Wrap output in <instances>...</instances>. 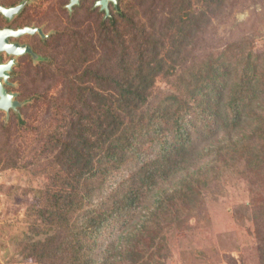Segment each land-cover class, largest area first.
<instances>
[{
	"label": "trees",
	"instance_id": "16d2710c",
	"mask_svg": "<svg viewBox=\"0 0 264 264\" xmlns=\"http://www.w3.org/2000/svg\"><path fill=\"white\" fill-rule=\"evenodd\" d=\"M85 1L68 13L75 27L60 30L67 66L50 79L47 70L31 71L35 83L21 85L31 99L19 108L25 118L14 111L0 119V169L51 178L29 183L31 215L41 222L30 227L48 235L31 245L43 253L27 257L95 264L99 237L111 229L109 261L154 263L151 248L166 227L207 190L223 195L228 178L245 179L264 201V42L257 50L250 23L242 24L248 34L220 44L211 17L225 0H116L107 16L93 9V25L77 20ZM59 75L63 86L52 97L48 80ZM158 77L174 89L153 94ZM31 125L38 147L14 146V130Z\"/></svg>",
	"mask_w": 264,
	"mask_h": 264
},
{
	"label": "rangeland",
	"instance_id": "374dc122",
	"mask_svg": "<svg viewBox=\"0 0 264 264\" xmlns=\"http://www.w3.org/2000/svg\"><path fill=\"white\" fill-rule=\"evenodd\" d=\"M17 1L20 3L22 0ZM31 1L33 5L29 8L32 12L30 15L26 14L30 20H48L47 17L51 16L53 18L51 25L59 27V29L72 26L73 23L70 21L72 19L68 17L69 12L64 7L68 0ZM95 2L96 0H86L85 10L81 9L84 12L79 15L77 20L85 22L92 20L90 21L92 25L94 20H99L97 15L92 13L94 8L101 11L98 6H95ZM124 2L132 3L133 0H124ZM194 2L196 0H191V3ZM87 17L90 19L85 20ZM250 23L255 24L258 28L252 40H254L256 49L261 50L264 42V0H225L219 12L211 17V24L216 30L221 45L224 39L230 37L233 32L238 35L248 34L250 28L246 29L242 24L247 27ZM72 27L75 25L73 24ZM83 29L84 26L80 25L75 28L81 34ZM252 32L250 35L253 34ZM82 36L77 37L81 38ZM63 37L67 38L66 35ZM55 49L53 48L52 54V60H54L50 64V66L53 64L54 68L52 67L53 70L51 67L45 69L49 79L55 71H58L59 64L66 65L60 51ZM34 77H36L35 74L30 71L19 74L17 79L19 85L12 90L21 92V85L34 82L32 79ZM29 78L30 80H28ZM48 81L54 84L50 95L57 96L63 86V79L59 75L58 78ZM173 89L164 78L158 77L153 94L159 90ZM28 102H31V99ZM24 114V111H20L18 121L25 118ZM9 116L7 118L5 112L0 110L1 120L7 123ZM54 122L46 115V125L50 126ZM40 123L41 121H34L32 125L35 127ZM32 125L27 132H23L21 128L14 130L11 137L14 146L38 147V143L34 141L37 132L32 129ZM30 153L31 151H28L26 157ZM23 158L26 159L24 155ZM24 173H26L25 170L0 169V188L2 185L9 187L11 191L10 194H7L0 190V264H48L37 262L27 256L42 254L43 252H34L31 245L34 241L44 239L45 235H48L47 233H35L30 227L31 223H41L31 215L29 205L37 201L31 185L40 186L42 183L50 181L51 178L44 175L32 178ZM225 186L226 190L223 195H216L214 191L211 193L207 190V195H204L205 198L196 209H189L176 226L166 227L165 239L155 243L154 246L158 245L151 248L156 262L149 264H264V201L260 197L258 198V193L251 189V185L245 179L240 177L228 178ZM111 232L110 229L105 235H101L103 238L99 237L100 241L94 250L97 260L95 264L119 263L114 259L108 260L107 244L114 235L110 234ZM164 244L165 248L159 253L157 248L163 247ZM157 253L159 257L156 256Z\"/></svg>",
	"mask_w": 264,
	"mask_h": 264
},
{
	"label": "flooded vegetation",
	"instance_id": "af4514ba",
	"mask_svg": "<svg viewBox=\"0 0 264 264\" xmlns=\"http://www.w3.org/2000/svg\"><path fill=\"white\" fill-rule=\"evenodd\" d=\"M31 2H32L31 0H26V3L21 9V11L17 15H15L12 19H6L1 15L4 18V21L2 22L0 29L2 28L18 29L29 26V27L39 28L41 30V32L36 30L34 33H24L17 37L9 38L11 42H17L20 45H27L31 50V52H26L14 56V64L10 71V77L8 78L9 83H5V87L7 91L15 92L16 93L15 99L21 104L17 107L18 114L20 113L19 108L24 106L28 102L27 100H24L21 97L20 91L12 90V88H17V86L19 85L17 81L19 74L25 73L26 71L31 72V71L45 70L54 60V59L52 60L53 48H56L55 50H59L60 54L63 55V49L65 44L63 34L60 33L61 29H59V27H55L51 25L52 24L51 21L53 19L51 16L47 17L48 20H30L29 18H27L26 14L29 13L30 15L32 12V10L29 8V6L33 5V3ZM68 3L69 0L65 3L64 7L69 12V14H72L73 8L77 5H74L72 7V10H69L67 8ZM17 4L18 1L13 4L3 5V6L10 7ZM12 57H13L12 55H8L6 52H1L0 62L2 63L8 62L10 59H12ZM52 67L54 68V66ZM13 112L14 110L10 109V115Z\"/></svg>",
	"mask_w": 264,
	"mask_h": 264
},
{
	"label": "water",
	"instance_id": "95a60500",
	"mask_svg": "<svg viewBox=\"0 0 264 264\" xmlns=\"http://www.w3.org/2000/svg\"><path fill=\"white\" fill-rule=\"evenodd\" d=\"M26 0H22L20 3L14 6H3L0 5V14L6 19H12L15 15H17L23 6L25 5ZM80 0H69L67 4V8L72 10L74 5H78ZM112 3L116 6V0H96L95 6H98L101 11L105 12V15H109V4ZM36 30L40 31L39 28L35 27H24L18 29L12 28H2L0 29V53L6 52L8 55H12V59L8 62L2 63L0 62V110L6 113V117L8 118L10 109L18 112L17 107L20 104L15 97V92H8L5 83H9L8 78L10 77V71L14 64V56L23 54L26 52H31L30 48L27 45H20L17 42H11L9 40L10 37H17L24 33H34Z\"/></svg>",
	"mask_w": 264,
	"mask_h": 264
}]
</instances>
